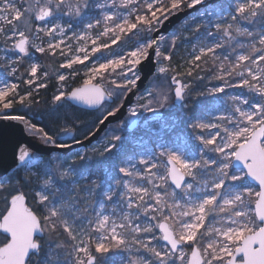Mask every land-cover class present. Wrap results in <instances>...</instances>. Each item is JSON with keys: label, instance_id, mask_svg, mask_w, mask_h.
<instances>
[{"label": "snow or ice", "instance_id": "6c2138e0", "mask_svg": "<svg viewBox=\"0 0 264 264\" xmlns=\"http://www.w3.org/2000/svg\"><path fill=\"white\" fill-rule=\"evenodd\" d=\"M181 14L183 28L169 32ZM0 53L15 81L0 79V120L25 125L49 154L20 146L0 168V264H264V0H0ZM37 53L58 64L47 109L55 131L9 112L43 102L51 76ZM147 77L155 83L132 117L187 107L208 81L195 92L191 133L135 156L113 135L100 152L119 160L107 180L79 173L86 154L73 146L116 118ZM73 101L111 102L83 139L78 123H61Z\"/></svg>", "mask_w": 264, "mask_h": 264}, {"label": "rangeland", "instance_id": "374dc122", "mask_svg": "<svg viewBox=\"0 0 264 264\" xmlns=\"http://www.w3.org/2000/svg\"><path fill=\"white\" fill-rule=\"evenodd\" d=\"M195 15H197V13L193 14L192 16H195ZM183 22H184V20L182 22H180L178 25H176L177 28H174L173 30L183 28V26H184ZM0 54H2V53H0ZM37 55H39V54L38 53L35 54V57H37ZM35 57H34V59H35ZM36 62L40 63L39 60H37ZM40 64L44 67V71H47L54 80L55 79V73H56L58 67H57V69L51 68L48 57H43L42 63H40ZM61 71H63V70H61ZM3 78H7L6 74L3 73L2 70H0V79H3ZM7 79L9 80V82H15L14 78H7ZM154 83L155 82H153L152 79H150L146 88L152 87L154 85ZM71 86H72V84H71ZM208 86H211V85H208ZM144 90H142L136 96L134 103L137 101V98L141 94L144 93ZM228 91L230 93H235L238 90L234 91V90L230 89ZM199 98H202V99L207 100V101L213 100L212 97H199ZM105 108H108L107 104H104L102 109L104 110ZM179 109H185V107L176 106L173 109H161L160 114L157 116H153V114H151V113L140 112V113H138V115L136 117H132L129 115V112H127V115H126L125 119L123 120V123L120 122V123H116L113 126H111L102 135V137L100 138V140L98 142L94 143L92 146H90L87 149H78V150H75L72 152V153L80 152L82 154H86V159L83 161H78V163L75 165V167L77 168L79 173H82L85 176H90L92 179H97L98 181L107 180V178H108L109 174L111 173L113 167L117 163H119V160L116 158L115 152L112 154L106 153L104 156H101L100 152L103 151V148L108 144V142L111 140V137L113 135L122 136L123 139L121 142H118L119 145L122 144L124 139H129L130 142L133 143L134 145L143 147V148L139 149L136 153L128 155V156H135L136 154L142 153L145 150H150L159 142L167 143V144H169V146H172L174 143L182 142L191 133V129H188L186 126L188 118L190 116L196 115L197 113L194 115H187L185 117V119L183 120V122H181V120L177 114ZM100 110H96V111H100ZM10 111L11 110H9V112ZM96 116H99V115L97 114ZM31 117L34 118L33 120L37 121V119H39L41 117V114H39V116L37 117L36 114L33 113ZM133 118H136L138 120V123H137L138 125L135 129H133L132 131H129V130H127V125L129 124V121ZM123 128H126V131L128 134H126V135L120 134L121 132L119 130H122ZM140 128L142 129V131L144 133L136 135L135 130H138ZM147 131L151 135L156 136V137H154V136L152 137V138H154V141H155L154 144L151 143L150 141H148V139L146 138ZM167 134H169L170 137L165 140L163 138V136H166ZM30 136L33 138L32 135H30ZM177 138H179V140ZM191 143L195 144L196 142L192 141ZM93 149H95V151H93ZM34 153L36 154V156H35L36 159H40V158H43L44 160L48 159V157H46V158L40 157V155H38L36 152H34ZM56 155L59 156L62 160H65V159H70L71 153L68 155H62L60 153L59 154L56 153ZM87 157H90V159ZM108 159H109V161H108ZM96 163H100L103 165L100 172H96V170H95V168L97 167ZM53 166H54V162H53Z\"/></svg>", "mask_w": 264, "mask_h": 264}, {"label": "water", "instance_id": "95a60500", "mask_svg": "<svg viewBox=\"0 0 264 264\" xmlns=\"http://www.w3.org/2000/svg\"><path fill=\"white\" fill-rule=\"evenodd\" d=\"M218 0H207V4H214L217 3ZM199 10H203L200 8V6H197ZM191 15L197 13L194 10H189ZM186 17L181 14L178 18H173L172 21L168 24H166V29L171 32L176 25H178L180 22L185 20ZM151 77L145 78L142 82H139L138 90H134V94H129V97L127 99V102L125 103L124 108L122 109L121 113L118 114L116 118H109V121H107L104 125L98 126V130L96 131V134L94 137L90 138L89 140L83 141L81 145H74L72 152L78 149H87L90 146H92L94 143L98 142L102 135L114 124L120 123L123 121L127 115L128 108L131 106L138 93H140L142 90H144ZM78 87V86H76ZM72 106L77 107L79 109H83L86 111H96V108H89L86 105L79 104L77 102H70ZM104 104H111V102L105 101L102 102ZM179 106V105H177ZM135 122L134 124H131L130 122ZM138 120L136 118H133L129 121V124L127 125V130L132 131L137 127ZM63 141L71 143V137L68 135H64L61 137ZM20 146H26L30 150L36 152L37 154L48 157V153H46L43 149L41 144L38 142V140L32 138L26 130L25 125L17 122V121H4L0 120V168H6L10 164L13 163L14 155L17 153L18 148ZM56 153H60L62 155H68L69 152L61 151V150H54Z\"/></svg>", "mask_w": 264, "mask_h": 264}, {"label": "trees", "instance_id": "16d2710c", "mask_svg": "<svg viewBox=\"0 0 264 264\" xmlns=\"http://www.w3.org/2000/svg\"><path fill=\"white\" fill-rule=\"evenodd\" d=\"M177 28V26L175 27ZM37 57H39V62L42 63V59L43 56L37 55ZM49 63L51 65V68L57 69L58 64L52 59L49 58ZM44 63V62H43ZM42 70L44 71V67L42 66ZM55 80V79H54ZM53 80V78L51 77V80L49 81V88L47 90H40V99L43 101L41 104H39L38 106L33 107V109L31 111H28L27 109H20L19 112L11 110L10 114L16 115V114H25L27 113V116L29 118H31L32 120L34 119L32 116L33 113L36 114V116L38 117L39 114H43L41 115V117L39 119L33 120V122H35L38 126H45L48 127L50 130L55 131L56 129L50 124L49 120H48V116H47V109L49 107H52L51 102H50V97L52 96V94L55 91L54 85H55V81ZM213 83H217V82H213ZM80 84V81H77L76 83H72L71 87H76ZM208 84L207 80H205L203 83L197 81L196 82V88L193 91V93L191 94V97L188 98L187 100V107H185V109H179L178 111V116L181 120V122H183V120L185 119V117L187 115H194L197 113V109L199 108V104H197V98H195V92L196 91H200L203 90L204 86ZM236 91V90H234ZM200 101H205L202 98H198ZM207 101V100H206ZM209 101V100H208ZM108 108L111 106V104H107ZM103 111V109L101 108L100 111H94V112H90V111H86L83 109H79L77 107L71 106L68 107L67 105H65V107L60 109V116H61V123H64V117H67V122L69 124H71L72 122H76L80 125V130L76 132V136L79 139H83L82 133L87 131L89 127H91L93 125V123L96 121V115H100V113ZM97 112V113H96ZM96 114V115H95ZM78 118V119H77ZM95 130V129H93ZM121 133L120 134H128L126 131V128H123L122 130H119ZM144 132L142 131V129H138L135 130V134H143ZM146 138L148 139V141H150L151 143H155L154 138H152L153 136L156 137L155 135H151L150 133H146ZM170 137L169 134H167L166 136H163V138L166 140ZM122 148H123V153L122 155L124 156H128L131 154L136 153L139 149L143 148L142 146H136L133 143L130 142L129 139H124V141L122 142ZM109 161V159H108ZM97 167L95 168L96 172H100L101 168H102V164L100 163H96ZM4 210V205L3 203H0V212H2ZM4 236L2 234H0V240H3ZM35 259V257H33V260Z\"/></svg>", "mask_w": 264, "mask_h": 264}, {"label": "flooded vegetation", "instance_id": "af4514ba", "mask_svg": "<svg viewBox=\"0 0 264 264\" xmlns=\"http://www.w3.org/2000/svg\"><path fill=\"white\" fill-rule=\"evenodd\" d=\"M3 235V234H2Z\"/></svg>", "mask_w": 264, "mask_h": 264}]
</instances>
